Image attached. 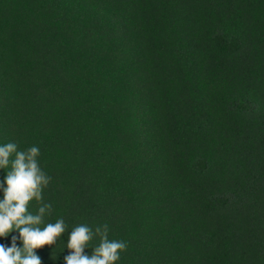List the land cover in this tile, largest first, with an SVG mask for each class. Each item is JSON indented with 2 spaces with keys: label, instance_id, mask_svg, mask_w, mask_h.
<instances>
[{
  "label": "trees",
  "instance_id": "1",
  "mask_svg": "<svg viewBox=\"0 0 264 264\" xmlns=\"http://www.w3.org/2000/svg\"><path fill=\"white\" fill-rule=\"evenodd\" d=\"M9 142L68 225L41 264L104 223L115 264H264V0H0Z\"/></svg>",
  "mask_w": 264,
  "mask_h": 264
},
{
  "label": "clouds",
  "instance_id": "2",
  "mask_svg": "<svg viewBox=\"0 0 264 264\" xmlns=\"http://www.w3.org/2000/svg\"><path fill=\"white\" fill-rule=\"evenodd\" d=\"M14 159H10L13 157ZM40 149L32 146L18 150L15 142L0 146V168H8L4 185H0L3 199L0 200V237H7L13 231L19 232L22 247L17 246V237L12 236L11 246L0 244V264H41L36 249L45 245H56L68 225L63 218L54 223H45V217L52 213V204L45 203L43 190L51 177L40 167L38 157ZM35 201L37 211H30V202ZM98 239L96 246H90ZM92 248V254H85L86 248ZM128 245L123 240L109 239V225H97L93 230L86 224L71 229L64 248L69 253L64 264H115L121 252Z\"/></svg>",
  "mask_w": 264,
  "mask_h": 264
}]
</instances>
